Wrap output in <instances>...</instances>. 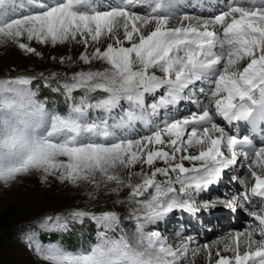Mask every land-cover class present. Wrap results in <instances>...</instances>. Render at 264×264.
I'll use <instances>...</instances> for the list:
<instances>
[{
    "label": "snow or ice",
    "instance_id": "1",
    "mask_svg": "<svg viewBox=\"0 0 264 264\" xmlns=\"http://www.w3.org/2000/svg\"><path fill=\"white\" fill-rule=\"evenodd\" d=\"M144 3L150 5V13L130 10ZM170 7L166 0H112L108 5L100 0H0V37L16 42L23 51L40 55L31 46L33 41L55 46L79 37L85 49L79 61L107 65L70 75L40 74L45 88L64 97L65 114L49 110L46 100L37 99L36 76L0 78V183L8 187L37 172L42 183L54 177L74 187L91 183L97 190L102 183H114L110 192L126 187L128 201L138 205L128 217L135 222L131 237L122 228L118 236L108 235L120 226L116 211L73 209L66 216H44L36 227L48 232H66L71 223L85 219L97 227L96 242L76 251L58 243L42 244L37 231L26 232L25 243L46 264H181L192 237L174 248L158 228L145 231L146 226L157 225L174 211L196 214L221 208L244 209L259 231L235 233L234 243L224 248L232 255L217 250L215 264H264V206L259 211L246 207L250 195L264 199V141L257 147L249 136L229 134L214 119L243 122L253 130L264 124V0H230L218 14L209 18L183 14L174 26L169 23L175 15ZM102 38L109 41L106 47L89 53L90 43L99 44ZM66 59L72 58L62 56L60 63ZM198 82H207L208 89L199 90L206 102L197 111L165 120L140 138L116 134L115 129L143 119L136 110L145 108L146 95L164 89L150 105L155 114L182 99ZM76 91L83 95L74 96ZM97 92L104 95L93 99ZM121 101L128 108L117 123L90 118L93 111L107 114L122 107ZM240 160L246 162L251 186L247 178L241 179L244 191L237 195L198 203L196 196L217 184ZM157 161L164 166L156 167ZM137 165L140 170L129 171L127 179L118 171ZM133 176L139 182L133 183ZM88 195L95 198L92 192ZM204 248L211 264L212 252L208 245ZM191 251L196 255L199 248Z\"/></svg>",
    "mask_w": 264,
    "mask_h": 264
},
{
    "label": "rangeland",
    "instance_id": "2",
    "mask_svg": "<svg viewBox=\"0 0 264 264\" xmlns=\"http://www.w3.org/2000/svg\"><path fill=\"white\" fill-rule=\"evenodd\" d=\"M110 1L112 2V0H108V4L111 3ZM17 11H19V9H17ZM139 12L144 13L145 11H138L136 13L139 14ZM191 13L196 16H201L195 14L192 10ZM178 14H175L174 17L171 18L172 20L174 19L172 22L173 25H177L181 22ZM140 15L143 14L140 13ZM78 41L79 37H77L76 41L70 39L65 43H58L55 46L33 41L31 46L40 53V55H36L23 51L17 46L16 42L0 37V78L15 77L19 74L36 76L37 79L33 83V89L35 90L36 86L39 85V89L42 91L45 87L43 86V79L40 78L41 73H43L44 76H49L50 73L54 72L61 74L67 73L70 75L73 72L88 70L89 68L93 70H102L107 67V65L101 61H93L90 65L79 61L78 56L85 49L84 45ZM108 42L107 39L102 38V41L99 44L90 43V47L87 51L90 53L95 47H101L103 49ZM62 56L66 58L71 57L72 59L70 61L66 59L65 63L61 64L60 57ZM52 57H55L56 59H52ZM158 75H162V73H159ZM51 83L55 86L56 82L51 81ZM200 84L201 82H198L193 87H190L194 92L197 91L195 92L197 95L201 94L200 91H198L201 88H204L205 92H207L208 89V84H203V87ZM46 89L50 90L52 94H55L50 88ZM190 89L185 90L180 102L177 101L179 104L183 103V107H181L182 105L178 107L180 112H176V114L175 109L169 111V114L174 118L189 115L193 111V106L195 109H198L199 105L196 103L201 105L203 101L206 102L205 96H200L198 98L193 97ZM163 90L164 89H161L154 95L145 96L149 108H151L150 105L152 103L158 101L159 96L164 92ZM42 95L43 94L39 93L37 99L46 100V106L49 110L65 114L56 109L54 104L55 100L54 97H52L53 95L50 99L46 97L42 98ZM73 95L79 97L80 95H83V93L76 91ZM103 95L102 92H97L93 94L92 98L98 99ZM186 96L188 99H186ZM121 105L122 107H118L111 113L107 114L99 110L93 111L90 113V118H107L111 114L123 113V109L128 108V104L126 101H121ZM170 105L171 104L167 106ZM148 111L151 112V109ZM148 115L149 114L147 113L144 116ZM119 116H121V114ZM119 116H116L115 118ZM140 123H142V119H140L139 124ZM119 132L120 131H116L118 136ZM149 134L150 133H145L135 136L134 138H140ZM234 134L236 133L234 132ZM259 144L260 143H257V145ZM189 151L194 154L193 149H189ZM156 163L159 164V166L156 164V167L164 166L163 162L157 161ZM245 164V161H238L237 165L227 169V173H225L223 178L216 184L218 186L213 185V187L211 186L212 189L209 188L207 192L199 193L196 196L197 202L199 203L201 200H209L213 197H219L221 199L231 198L235 195L231 191L241 187V184L239 183L241 177H243V179H248V186L250 187L253 181ZM185 165L188 166L189 162L187 163L186 161ZM118 171L122 177L127 179L129 171L136 172L139 171V169H136V167L132 169L121 168L118 169ZM99 179L100 177L97 175V180ZM157 179L164 180V177L157 176ZM132 182H139V177L133 176ZM112 187H115L114 183H110L107 186L102 183L97 190L91 183L85 182H81L78 187H74L68 183H60L54 177H49L46 183H42L41 174L38 172L20 177L8 187H5L0 183V264H46V262L37 256V254L25 243V233L32 230L39 233L38 239L42 244L58 243L71 251L88 248L91 244H94L96 242L97 227L88 219H85L82 224L71 223L69 230L66 232H48L36 227V223L44 216H55L57 214L66 216L67 213L73 209H85L92 212L109 210L116 211L121 217L120 226L114 232H109L108 235L118 236L120 234V229L122 228L125 233L128 231L127 235L131 237L135 232V222L128 217L130 216L132 209L138 207V205L128 201V188L124 187L118 193H113L109 191ZM89 192L94 193V199L89 197ZM237 210L238 211L236 212H231L221 208L211 212L202 211L196 213L197 217L183 216V214L180 213L181 211H174L170 213L173 218H170L165 225H163V222L161 221L162 223L158 222L157 225L146 226L145 231H151L153 228H158L161 235L166 237L167 241H170V243L173 244V247H178L180 244L187 241L188 237H192L191 246L195 245L197 248L200 247L199 253L193 255L191 248L189 249V254L186 259L181 261V264H192L198 259L206 258L205 252H207V250L204 247H201L202 243L207 245L216 243V245L213 244L209 246L210 250H213L215 247H221L222 245L224 246L229 243L232 239V232L249 231L241 226V220L243 221L244 219H247L243 211L244 209L237 208ZM203 216L205 219L212 218L213 222H216V226H219L220 228L222 227L224 232L223 230L218 232L216 230L217 227H213L208 222L204 224L202 220H197L198 217L203 218ZM207 236L208 238H205ZM255 239L259 241L258 238L255 237ZM194 240L196 243H194ZM242 249L243 245H241V250Z\"/></svg>",
    "mask_w": 264,
    "mask_h": 264
},
{
    "label": "bare ground",
    "instance_id": "3",
    "mask_svg": "<svg viewBox=\"0 0 264 264\" xmlns=\"http://www.w3.org/2000/svg\"><path fill=\"white\" fill-rule=\"evenodd\" d=\"M101 2H103L102 4H104V5H106V3L108 4V0H100ZM20 2V0H17V3H19ZM111 2V1H110ZM230 2V0H228V1H224V0H222V2H216L215 0H166V3H170L171 4V7L169 8V11L170 12H172V13H174V14H178V16L179 17H181L183 14H190V15H193L192 13H191V10L195 13V14H198V15H201L200 17H202V18H209V14L211 13V12H213V11H216V10H218V8H221L220 10H218V11H221V10H225L226 8H227V5H228V3ZM204 4H209L210 5V7H205L204 6ZM187 8V9H186ZM130 10L131 11H135V12H138V11H145L144 13L143 12H139V14L138 15H140V13L141 14H147V13H150V11H151V7H150V5L148 4V3H144L143 5H140V4H137V5H134V6H131L130 7ZM146 11H147V13H146ZM174 21V19L172 20V19H170V21H169V23H170V25H173L172 24V22ZM178 21H179V19H178ZM180 23V22H179ZM178 23V24H179ZM174 26V25H173ZM121 36H122V34H121ZM106 39V38H105ZM126 46V45H125ZM160 72L159 71H157V75L159 74ZM203 84H207V82H201V86L203 87ZM164 91V90H163ZM190 92H191V95L193 96V97H195V98H198L199 96H201V97H203L204 95H201V94H199V95H197L195 92H194V90H192V89H190ZM186 99H188L187 98V96H186ZM202 99V98H201ZM179 102H180V100H178ZM204 102V101H203ZM190 103V102H189ZM188 103V104H189ZM178 108V107H177ZM175 109V113L177 112V113H179L180 112V110H179V108L178 109ZM137 111V114L139 115H141V116H143V119H142V123H140V126L142 127V129H143V131H145V132H148V133H150L152 130H153V125H151V124H148V116H144L143 114H141V110H136ZM176 113V114H177ZM147 114V113H146ZM169 116L170 117H173L172 115H170L169 114ZM228 124V123H227ZM230 125H232V126H234V132L236 133V135L239 133V132H241V131H243L247 136H249L252 140H253V142H254V144L257 146V147H259L260 145H261V143L260 142H258L257 141V138L258 137H260L262 134H264V124H259L258 126H257V128L255 129V130H253V128H252V126L251 125H248V124H246V123H243V122H241V123H234V124H230ZM226 131V130H225ZM227 132V131H226ZM227 133H229V132H227ZM230 134V133H229ZM257 143H260L259 145H257ZM194 154H195V151H194ZM240 161H243V160H240ZM188 163V162H187ZM158 166H159V164L158 163H156ZM156 166V165H155ZM136 169H139L140 170V165H137L136 166ZM145 171H150V169H148L147 168V166H145V169H144ZM213 187V186H212ZM212 187L210 186V188L212 189ZM239 188V187H238ZM215 190V189H214ZM206 195V194H205ZM210 196V195H209ZM236 211H238V210H236ZM181 214H183V216L184 215H187V216H189V217H197V215L196 214H189V213H186V212H180ZM237 215H238V213H237ZM228 216V215H227ZM214 217V216H213ZM170 218H173L172 216H171V214H169V216H167L161 223L163 224V225H165L166 224V222L167 221H169L170 220ZM197 220H202V222L205 224L206 222H208L209 224H211L213 227H217V231L218 232H220V231H222L223 230V232H224V229L221 227H219V226H216V222H213V220H212V218L211 219H209V218H207V219H205L204 218V216H203V218L202 217H198V219ZM205 221V222H204ZM218 222V221H217ZM236 224V223H235ZM214 229V228H213ZM239 232V231H238ZM235 233H237V232H232L231 233V237H233L234 236V234ZM209 235H210V233H209ZM208 235V236H209ZM208 236L207 237H205V238H208ZM199 237V236H198ZM228 237V236H227ZM205 238H203V239H205ZM197 239V238H196ZM198 241V240H197ZM223 241V240H222ZM227 241V240H226ZM215 242H217V241H215ZM168 243H170V241L168 242ZM194 243H196V241L194 240ZM230 243H234V241L231 239V241L229 242V243H227V244H230ZM172 246H173V244L172 243H170ZM213 244H215L216 245V243H211V245H213ZM225 244V243H224ZM181 245V244H180ZM192 244L190 243V247H189V249H197V247L194 245V246H191ZM205 245H207V244H203L202 243V246L201 247H204ZM210 244L208 245V246H211ZM226 245V244H225ZM225 245L223 246H218V247H215L213 250H211V252H212V257H211V264H215V260H216V251L217 250H219L220 251V253H221V255H225V256H231L232 255V252L231 251H225L224 250V248H225ZM174 248H175V246H174ZM199 249H200V247H199ZM244 250V248L241 250V251H243ZM191 252V251H190ZM205 259H198L197 261H194V263H192V264H209V258H208V251L207 252H205ZM193 259V258H192Z\"/></svg>",
    "mask_w": 264,
    "mask_h": 264
},
{
    "label": "trees",
    "instance_id": "4",
    "mask_svg": "<svg viewBox=\"0 0 264 264\" xmlns=\"http://www.w3.org/2000/svg\"><path fill=\"white\" fill-rule=\"evenodd\" d=\"M42 92H45L44 95H45L46 97H51V95H52V94H51V91L48 90V89H46V88H43L42 91L39 90V93H40V94H43ZM55 94L57 95L58 93H55ZM61 98H62V97H61ZM64 101H65V100H64Z\"/></svg>",
    "mask_w": 264,
    "mask_h": 264
}]
</instances>
